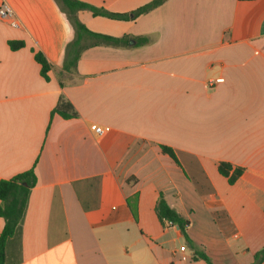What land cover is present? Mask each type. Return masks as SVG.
Returning a JSON list of instances; mask_svg holds the SVG:
<instances>
[{"label":"crops","instance_id":"obj_1","mask_svg":"<svg viewBox=\"0 0 264 264\" xmlns=\"http://www.w3.org/2000/svg\"><path fill=\"white\" fill-rule=\"evenodd\" d=\"M79 1L131 14L154 0ZM3 3L20 27L0 19V181L36 175L19 264H264V0H164L133 20ZM76 21L126 44L94 45ZM60 98L77 118L53 114ZM220 163L242 170L234 184ZM161 195L190 242L159 219Z\"/></svg>","mask_w":264,"mask_h":264},{"label":"trees","instance_id":"obj_2","mask_svg":"<svg viewBox=\"0 0 264 264\" xmlns=\"http://www.w3.org/2000/svg\"><path fill=\"white\" fill-rule=\"evenodd\" d=\"M64 6L71 12L76 13L80 10H88L94 16H103L116 20H133L139 15L150 11L159 6L164 0H154L131 14H122L110 12L104 8H99L79 0H61ZM80 35H85L94 40L96 44H109L115 46H123L126 44L125 38H115L108 35L93 33L89 31L81 22L76 21ZM147 42L145 38L139 39V44L143 45ZM9 45L12 50H19L24 46L22 41H11ZM70 51L73 54V59L69 62V66H74L79 58V53L82 50L80 41H74L70 44ZM35 60L41 65V75L48 78V73L51 70V64L48 62L45 55L38 51L35 53ZM53 114H58L63 118H77L78 112L74 106L64 98H60ZM162 150L175 161L176 156L173 150L163 146ZM219 172L228 178L230 184H234L241 176L242 170L236 169L232 174L231 165L228 163L219 164ZM36 184V175L34 169L20 173L10 179L0 181V218L4 221L3 229L0 233V264H19L21 262V223L25 213L26 205L30 196L31 189ZM155 211L162 222H171L179 227L181 233L188 239L187 228L189 221L179 215L172 209L167 201L161 195L157 201ZM190 242V241H189ZM203 257L206 261L208 258ZM260 262L264 261V249L257 254Z\"/></svg>","mask_w":264,"mask_h":264},{"label":"built area","instance_id":"obj_3","mask_svg":"<svg viewBox=\"0 0 264 264\" xmlns=\"http://www.w3.org/2000/svg\"><path fill=\"white\" fill-rule=\"evenodd\" d=\"M0 19L8 22L11 26H13L15 28L20 27L19 22L17 21L13 10L6 3H3L0 6ZM223 81H224V79L220 78V79H216L214 82H223ZM212 82L213 81H211L210 83H212ZM93 129L95 130V132L99 136L103 135L106 131V129L102 126H93ZM168 224L174 225L171 222H168Z\"/></svg>","mask_w":264,"mask_h":264}]
</instances>
